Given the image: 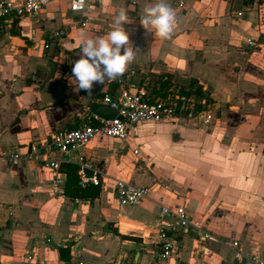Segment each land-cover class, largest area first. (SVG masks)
Masks as SVG:
<instances>
[{"label":"crops","instance_id":"crops-1","mask_svg":"<svg viewBox=\"0 0 264 264\" xmlns=\"http://www.w3.org/2000/svg\"><path fill=\"white\" fill-rule=\"evenodd\" d=\"M155 2L96 0L90 27L58 41L47 35L64 25L69 0L56 1L10 29L0 28V151L25 154L30 143L48 140L59 129L77 128L78 118L104 93L121 96L127 73L133 71L134 80L150 95L161 77L169 78V92L191 79L197 82L220 112L204 126L211 129L214 122L209 135L220 140L211 141L220 150L218 161L210 163L206 177L204 162V172L188 169V141L180 123L201 126L197 121L140 123L123 143L93 139L70 153L75 160H94L103 172L98 197L75 203L50 192L52 173L40 163L11 167L0 160V264H221L227 254L234 262L232 241L240 243L246 257L257 249L264 253V42L259 40L264 37V0H188L170 39L155 37L139 23L144 9ZM121 9H128L125 28L138 49L135 60L122 76L95 84L91 95L79 91L69 80L83 40L110 31ZM33 40L47 42L49 48L34 51ZM248 40L255 45L246 47ZM160 156L172 169L164 177L148 175L142 168ZM209 175L211 186L205 183ZM139 176L149 181L143 184ZM116 180L158 188L141 204L121 207L114 196ZM170 182L186 190L179 194ZM112 201L119 209L128 208L127 215L112 212ZM150 202L157 206L153 217L147 211ZM162 204L182 206L194 220L205 221L209 227L203 223L204 231L215 241L200 244L185 231L177 237V253L161 259L157 241ZM213 212L227 217L212 218ZM46 238L64 245L51 248Z\"/></svg>","mask_w":264,"mask_h":264},{"label":"built area","instance_id":"built-area-1","mask_svg":"<svg viewBox=\"0 0 264 264\" xmlns=\"http://www.w3.org/2000/svg\"><path fill=\"white\" fill-rule=\"evenodd\" d=\"M60 0H23L15 2L13 0H0V28H12V26L24 17H33L40 14L47 6ZM171 8L176 13L178 24L179 17L186 10L188 0H168ZM96 9V0H69L68 13L64 18V25L48 33L47 39L50 41L66 38L71 33L78 30L88 29L92 23L91 14ZM242 17V13H237ZM175 25V26H176ZM247 45L253 47L254 41L248 40ZM47 50L49 44L42 42L41 45L35 40L32 41L31 49ZM135 73L128 71L124 82L126 90L120 97L114 98L104 93L99 103L108 106L116 111V116L112 120L102 119L87 112L81 115L79 125L75 129H59L50 135L45 141L32 142L27 147L25 154L17 150L0 151V160L11 167H17L27 161H36L45 169L52 173L50 192L53 195H62L66 174L61 170L64 163L78 166L77 175L79 186L100 187L103 176L102 169L97 162L92 159L79 158L75 160L70 153L86 146L93 139H112L118 142H125L130 129L140 123L157 124L174 120H194L207 126L215 118L217 107H206L203 102L190 98L179 97L178 95H168L166 98H156L150 100L152 96L144 85L134 80ZM200 104L203 109L195 110V105ZM53 153H59L63 157L52 159ZM138 150H133L137 154ZM157 184L150 186H134L125 180H116L114 183L115 200L121 207H131L141 204L149 198L150 193L157 189ZM79 203L78 199L73 200ZM158 241L157 248L159 257L167 259L175 255L178 251L177 237L185 231L192 232L198 242L208 243L215 241L214 237L205 232L203 226L194 220L184 207L160 205L158 214ZM68 242V241H67ZM66 242V243H67ZM45 244L51 248L59 249L63 247L62 242L54 241L51 238L45 239ZM234 255V261L238 264H264V253L256 250L250 256H245L241 245L237 241H232L229 245ZM204 252L207 249L203 247Z\"/></svg>","mask_w":264,"mask_h":264},{"label":"clouds","instance_id":"clouds-1","mask_svg":"<svg viewBox=\"0 0 264 264\" xmlns=\"http://www.w3.org/2000/svg\"><path fill=\"white\" fill-rule=\"evenodd\" d=\"M127 23L128 9H121L110 31L83 40L80 57L72 66L70 85L91 95L95 84L102 85L106 79H115L126 72L138 51L130 41V33L125 28ZM139 23L155 37L170 39L177 23L176 13L166 0H156L144 9Z\"/></svg>","mask_w":264,"mask_h":264},{"label":"rangeland","instance_id":"rangeland-1","mask_svg":"<svg viewBox=\"0 0 264 264\" xmlns=\"http://www.w3.org/2000/svg\"><path fill=\"white\" fill-rule=\"evenodd\" d=\"M244 45L246 47H248L247 41L244 43ZM262 57L264 58V51H263ZM258 60H259V63H260V59H258ZM177 89H178V87L176 86L168 94L171 95L173 92L177 91ZM192 99L194 100V102L199 100V99H196L195 97H193ZM201 101H203V100H201ZM206 101H205V106L206 107H209V108L216 107L215 105H213V102L210 101L209 99H207ZM226 107L227 106H222L221 107L222 108L221 110L227 109ZM217 110H218V108H217ZM217 112L220 113L219 110ZM217 112H216V114H214L215 117H218V113ZM180 125L183 126V130L181 132H184L185 131V133H182V134L183 135L185 134V140L188 141L187 153L189 154V159H190V161H187L186 162L187 163V166H188V169H191L192 168L194 170V172L197 171V173H199V172H204V170H202V169L206 168V171H205L204 176L205 175H208V173H210V172H208V170L209 171L212 170V168H211L212 167V164H210V163H213V162L216 163L218 161V159H217V158H219L218 151H220L218 149H215L213 147V145H212V142H211V141H218L219 139H217V136H215V135L210 136L209 135V133H211V131L214 132V129H213L214 128V122H213V125H211V129L209 127H206L205 128L204 126H200V125L195 126L192 123H180ZM198 129L205 130V132L204 133L198 132L197 131ZM203 146L204 147L206 146V148L203 149ZM150 150L152 152H154L153 151V147L151 145H150ZM140 151H141L140 153H144V150L143 149H141ZM206 151H207V153H206ZM147 162H148V165L144 166L142 169H144L147 172V174L148 175H151V176L153 174H158L159 176L164 177L165 176V170L168 171V172H170V170L172 169V166L170 165V161L169 160H165V157L164 156H160L159 160L156 161V162H153V163H151V161H147ZM203 162H204V165L205 166L201 164ZM141 164H142V166L144 165L143 162H141ZM203 166H204V168H203ZM144 170H142V172ZM155 172H157V173H155ZM190 172H191V170H189V173ZM182 175H185V172L184 171L181 174V176ZM210 176L211 175H209V177ZM145 177L146 176H139V181L141 183H143V184L144 183H147L149 181ZM208 179L209 180L205 181L206 185L208 183L210 184L209 186H211V184H214L213 177H210ZM185 187L184 186H182V187L174 186V189L180 194V193H184V191L186 190ZM155 193L156 192H151L150 195H149V197L151 195H154ZM152 197H154V196H152ZM162 205L169 206L167 204H162ZM147 207H148L147 211L153 217V213H154L155 209L157 208V206H155L153 203L150 202V203L147 204ZM110 208L112 209V212H117L119 214L124 213L125 215H127V213L129 212L128 211L129 210L128 208H125V210L119 209V207H118V205H117V203L115 201H112L110 203ZM135 211L136 210H133V212H135ZM209 215L212 218H214V217L216 218L217 216H221V217H224L225 216V217H227L226 214H222L220 212H213V213H210ZM199 223L202 226H204L203 223H205V226L206 227L208 226L205 221L204 222L203 221L202 222L199 221ZM211 233L214 234L216 237L218 236L217 233H215L213 231H211ZM190 234H193V233H190ZM194 236L195 235L193 234V237ZM225 259H226V263H224V264H232L233 263V260H232L231 255H228L227 254V256L225 257ZM125 264H127V263H125ZM166 264H169V263H166ZM181 264H184V263H181Z\"/></svg>","mask_w":264,"mask_h":264},{"label":"trees","instance_id":"trees-1","mask_svg":"<svg viewBox=\"0 0 264 264\" xmlns=\"http://www.w3.org/2000/svg\"><path fill=\"white\" fill-rule=\"evenodd\" d=\"M247 1V0H244ZM260 42H264V37L262 36ZM172 87L169 78L161 77L156 80L155 85L152 88V98L150 100H154L156 98H166L169 94V90ZM171 95H178L179 97H195L199 99L201 102L203 100L204 105L207 97L204 96L201 87L197 85V82L194 79L189 80L188 84L185 87H179L177 91L173 92ZM207 102V101H206ZM203 109V106L200 104L195 105V110L200 111ZM61 170L66 174V181L64 184L63 194L70 200L80 199H95L99 195V187L87 186L85 188H81L79 186V177L77 175L78 166L75 164L64 163L61 165ZM130 241H138L137 238L132 237H124ZM224 264V263H222ZM232 264H238L234 261Z\"/></svg>","mask_w":264,"mask_h":264},{"label":"water","instance_id":"water-1","mask_svg":"<svg viewBox=\"0 0 264 264\" xmlns=\"http://www.w3.org/2000/svg\"><path fill=\"white\" fill-rule=\"evenodd\" d=\"M250 1L252 2L253 0H250ZM88 110L90 113L102 119L112 120L116 116L115 110L109 108L108 106L104 104L98 103V102L92 103Z\"/></svg>","mask_w":264,"mask_h":264}]
</instances>
